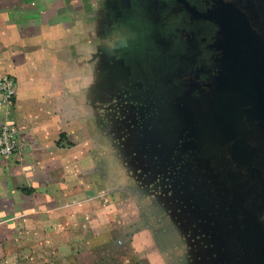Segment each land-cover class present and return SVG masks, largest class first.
I'll list each match as a JSON object with an SVG mask.
<instances>
[{
  "label": "flooded vegetation",
  "instance_id": "af4514ba",
  "mask_svg": "<svg viewBox=\"0 0 264 264\" xmlns=\"http://www.w3.org/2000/svg\"><path fill=\"white\" fill-rule=\"evenodd\" d=\"M98 14V119L192 233L197 264H230L216 254L228 202L264 182L251 174L264 165V0H101Z\"/></svg>",
  "mask_w": 264,
  "mask_h": 264
},
{
  "label": "crops",
  "instance_id": "0c3cea01",
  "mask_svg": "<svg viewBox=\"0 0 264 264\" xmlns=\"http://www.w3.org/2000/svg\"><path fill=\"white\" fill-rule=\"evenodd\" d=\"M100 5L0 0V78L17 83L10 105L0 106V127L13 128L18 140L15 156L0 161V264H51L55 231L62 248L82 252L66 243L89 230V254L99 241L111 243L113 225L124 220L114 208L123 199L99 184L98 134L92 133L99 124ZM132 234L135 254L144 257V246L149 264H164L148 230Z\"/></svg>",
  "mask_w": 264,
  "mask_h": 264
},
{
  "label": "rangeland",
  "instance_id": "374dc122",
  "mask_svg": "<svg viewBox=\"0 0 264 264\" xmlns=\"http://www.w3.org/2000/svg\"><path fill=\"white\" fill-rule=\"evenodd\" d=\"M102 103L101 101L98 107L100 113L104 106ZM105 115L104 120L97 119L98 127H96L97 129L93 128L95 130L92 132L98 134L99 184L106 186V189H103L105 191L117 192V194H113L115 200L123 199V201H119L120 204H115L114 208L119 211L118 216L124 217V220L120 218L117 222L114 221V236L111 243L107 240L99 241L90 246L89 254L84 251L87 246L86 241L91 236L89 230L82 229L79 237H75L74 240L68 238L70 239L69 243H66V246L83 247L82 252L71 251L72 248L71 250L62 248L61 237L58 238L56 231L51 233L49 243L51 264H73L72 259L77 255L76 264H149L150 261L147 258L149 253H146L144 246L140 248L144 257H140L131 250L132 233L144 229L152 234L154 244L161 253L164 264H197L196 260L204 255L199 249L191 246L192 233L190 234L189 230L178 225L171 213L174 211L173 207H169L172 210L167 212L169 208L167 209L162 202V194L149 184L150 181L146 179L147 173L134 169L119 151L117 144L111 141L110 134H107L108 138L100 135L101 131L107 132L108 130L106 126L108 115ZM142 176H145L146 181ZM135 220L138 222H134ZM123 223L125 227L126 224L132 223L128 226L129 230L127 227L123 228ZM20 242L23 244L33 243L25 238Z\"/></svg>",
  "mask_w": 264,
  "mask_h": 264
},
{
  "label": "water",
  "instance_id": "95a60500",
  "mask_svg": "<svg viewBox=\"0 0 264 264\" xmlns=\"http://www.w3.org/2000/svg\"><path fill=\"white\" fill-rule=\"evenodd\" d=\"M258 140L262 141L260 138ZM260 148H264V144ZM262 158L264 159V155ZM262 163L264 164V160ZM251 174L255 175V179L264 181V165L262 171L258 168ZM240 189L243 192L244 187ZM215 199L222 201L220 196ZM228 204L233 230L226 233L222 231L218 235L219 243L225 246L224 251L216 253L219 260L230 264H264V182L261 187L246 191L240 198L231 200ZM239 212L240 218H237ZM224 214L228 213L224 211ZM223 215L219 219L226 221Z\"/></svg>",
  "mask_w": 264,
  "mask_h": 264
},
{
  "label": "built area",
  "instance_id": "2783aa9c",
  "mask_svg": "<svg viewBox=\"0 0 264 264\" xmlns=\"http://www.w3.org/2000/svg\"><path fill=\"white\" fill-rule=\"evenodd\" d=\"M17 83L9 76L0 78V106H8L15 98ZM18 140L13 128L3 125L0 127V161L9 160L16 154Z\"/></svg>",
  "mask_w": 264,
  "mask_h": 264
}]
</instances>
